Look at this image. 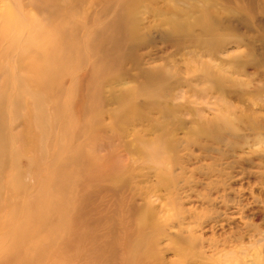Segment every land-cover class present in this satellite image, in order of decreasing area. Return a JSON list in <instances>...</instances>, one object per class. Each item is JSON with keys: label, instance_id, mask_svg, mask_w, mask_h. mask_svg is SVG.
<instances>
[{"label": "rangeland", "instance_id": "rangeland-1", "mask_svg": "<svg viewBox=\"0 0 264 264\" xmlns=\"http://www.w3.org/2000/svg\"><path fill=\"white\" fill-rule=\"evenodd\" d=\"M124 1L117 17H134L129 41L139 60L107 66L95 42L118 0H0V264H11L4 260L11 250L17 259L48 263L49 252L38 249L64 222L34 233L25 219L61 210L68 190L66 207L81 203L79 191L90 193L86 205L97 203V185L80 174L93 175L102 162L106 191L98 199L115 234L124 221L129 264H221L223 252L241 249L222 264H264V244L255 242L264 236V0H245L242 8L231 0ZM172 18L187 29L172 28ZM59 28L66 35L53 44L73 49L60 75L48 79L37 60L49 48L45 33ZM165 33L216 41L177 49ZM141 69L154 70L153 80ZM124 94L143 118L134 116L122 132L105 118L97 133L88 122L117 110ZM84 103L89 108L81 112ZM159 144L165 147L155 163ZM133 184L140 187L127 191ZM146 216L152 221L144 226ZM147 238L156 244L145 255L138 249ZM60 240L54 236V244Z\"/></svg>", "mask_w": 264, "mask_h": 264}, {"label": "bare ground", "instance_id": "bare-ground-1", "mask_svg": "<svg viewBox=\"0 0 264 264\" xmlns=\"http://www.w3.org/2000/svg\"><path fill=\"white\" fill-rule=\"evenodd\" d=\"M52 1H54V0H52ZM105 1H107V0H105ZM231 1L234 2L236 6L242 8V6L244 4L243 2L245 0H231ZM123 2H125V1L124 0H118L117 5L113 10V16L111 17V19L106 21V22H103L104 23L103 27H102L101 31L99 32L103 35V37L98 42H95V43H97L98 47L104 46L103 47L104 48L103 56L106 59L104 61L106 62L107 66H111L114 63H117V64L120 63V65H121V63L127 59H132L133 61L139 60L135 54L137 47L132 42L129 41L130 37L136 36L134 17H130L129 21H127V20L125 21L121 17H117V16H120V14H122L119 12L118 7L121 4H123ZM108 5H110V4H108ZM247 6H248V8H251L250 7L251 6L250 1L247 2ZM48 8L50 10H53L51 5H49ZM128 8H129V6H128ZM130 9H131V6H130ZM130 9L129 10L127 9V11L130 12ZM127 13L128 12H126L124 14H127ZM128 18H129V16H128ZM172 23H174V26L172 25ZM118 25H119V28L117 29L116 34H114V29ZM171 25H172V28H175V29H180V28L181 29H187V28H182L185 26V24L178 23L176 18H172ZM187 25L189 26V24H187ZM213 25H216V23H214ZM59 29H61V31H59V32L55 30L53 32H46L45 33L48 37L47 42H49V44H48L49 48H47L46 53L41 52L39 54L38 60H37V62L39 64L44 66L43 68L39 69V73L48 79H53V78L58 77L60 75V73L62 71L61 67L63 66L64 61L68 57L67 53L73 49V47L72 46L70 47L69 45L55 46L53 44V41L55 40L56 36L64 37L66 35L65 28H59ZM21 34H22V32H19L18 35L16 36L15 40H18L20 38ZM109 35L111 36L110 38H109ZM114 35H116V36H114ZM161 35H163L162 37L165 41L171 42L174 45V47H176L177 49L179 48V46L186 44V43H190V45L198 43V44H201L203 46H207V45H211L212 42L216 41L215 37H211L208 40H201V39L194 38L190 34L184 35V36H177V35L169 36L168 34L165 33V34H161ZM32 39L33 38H31V40ZM113 39H115V40H113ZM106 42L109 44H111V43H113V44L110 45L108 48H106L105 47ZM102 44H104V45H102ZM30 45H31V41L28 40V46H30ZM30 47L25 49V51L26 52L29 51ZM57 51L58 52L62 51V53L57 54L56 53ZM21 53H23V52H21ZM16 56H18V55H16ZM51 63H52V65H51L52 68H48V65ZM139 72L142 75H144L146 78H148L149 81L153 80V77L155 76L154 70H146V69L142 70L141 69V71L139 70ZM12 74H13V72H12ZM161 75L163 76V74H161ZM161 80L162 79H160L159 81H161ZM147 83H148V80H147ZM147 87H144L143 89H145ZM141 89H142V87H141ZM220 90H221V88H220ZM148 92H149V90H148ZM98 96L99 95H97V98H98ZM122 97H123L122 98L123 103L118 104L119 107L117 108V110H115V111L107 110V111L101 113L100 115H99V113L94 114L91 122H88V123H94V125L98 126L99 130L96 131L97 133L102 132L104 130V128H103L104 125L101 127V124L99 122H104L105 118L111 120L110 123L112 124L113 128L115 130H117V132H122L123 124L128 122V121H131L134 116H136L137 118H143V113H140L137 110L138 107H137V105H135L133 99L130 96H128L127 94H124ZM80 107H81V112H85L89 108V106L85 105V103L80 105ZM165 108H167V109H163V112L165 114L167 112L172 111L171 108H169V107H165ZM104 113L106 115H103ZM212 139L214 141L220 140V138L217 136H215V138H212ZM160 142H162V140ZM164 147H165V145L159 144V146L154 151L151 152L152 157H153V161L155 163H158V159L162 157V155H163L162 150ZM168 147H166V148H168ZM65 160H63L62 163L57 167L59 172H61L63 170V168L65 167L63 165ZM107 166L104 164V162H102V163L95 165V170H94L93 175H88L89 170L87 172H83L80 174V177L83 178L82 180H86L87 182H90V183L97 185L96 186L97 203H95L93 205H86L85 201L89 198L90 193L85 192V191H79L76 193V198L80 199L81 203H78L75 206L74 205L70 206V208H69V206L66 207L67 203L69 201L68 194L72 193L71 190H68L66 193V196H65L64 205L61 208V210L50 209L47 213L45 212V214L36 213V214L30 215L29 218L25 219V224L30 223L31 224V230L34 233L38 230H41L42 227H45L46 230H50V227L53 226L54 224H56L57 222H60V223H62V221L64 222L63 228H60V230H58V233L51 231V234H48L49 238L47 240L46 246H41L38 249V251H48L49 252L48 263H46V264H56L57 260H59V259H62V264H114V259L118 257L117 253H116V249H117L116 247L117 246H119L118 249L121 250L119 253L120 257H121L120 264H129L128 261H129V258L131 257L130 251L132 248V244L130 241L129 232L127 231V228L124 224V221H122L123 226L119 230V231H121V236L118 233L115 234V230L111 226V218L109 217V215L106 214V212L102 211V209H103L102 208V202L103 201H99V199H98L99 194L100 193L102 194V192L104 193V191H106V186H104V185L102 186L100 183H101L102 177H106L105 171L108 169ZM53 179H54V182H56L60 186H63L66 183V180H63V179L57 180L55 177H53ZM71 179H72V176H71ZM113 186H114V189H113L114 193H116V192L118 193V190L120 189L119 187H117L118 185L115 184ZM137 187H140V186L133 184L131 187H129L127 189V191H136ZM139 189L140 188H138V190ZM138 193H139V195H142L141 190H139ZM103 200H104V198H103ZM140 200H143V198ZM59 202L60 201L57 200V203H59ZM4 221H6V218L3 219V222ZM151 221H152L151 217L150 218L148 216L143 217V225L144 226L146 225L145 223L149 222V224H150ZM20 225H22V224L19 223V226ZM23 230H24V227H21V231H23ZM55 235H57L58 237H61L60 242L62 240H63V242L60 244H57V245L54 244V236ZM147 240H148V238L145 241L146 245H145L144 250H141V248L138 249V251L143 252L145 255H146V253L148 255V253H150L151 247H153L156 244V240L154 241V239H150L149 241H147ZM75 241L77 242V244L73 245V242H75ZM20 242L22 243L23 240ZM255 242L256 243L261 242L262 244H264V236H261ZM82 244H84V245H82ZM138 246H139V244H138ZM135 250H136V247H135ZM13 251H15V250H11L5 255V259H4L5 261L10 262L11 264H41L42 263L41 261L43 260V258L40 256H38L37 258L36 257L32 258V259H17L19 257L18 252H13ZM244 251H245V249H241L239 252H237V251L223 252L221 258H224V259L219 263L222 264V263L226 262L230 257H231V259H233V258L237 259L245 253ZM132 253L134 254V252H132ZM143 253H142V255H143ZM73 255H75V256H73ZM135 257H137V256H135ZM138 258H140V257L138 256ZM2 261L3 260H1V262ZM137 261H139V259H137L136 262L133 264H137L138 263ZM158 261H159V259H157V263H158ZM140 264H145V263L141 262ZM212 264H215V263H212ZM238 264H243V261L239 260Z\"/></svg>", "mask_w": 264, "mask_h": 264}]
</instances>
